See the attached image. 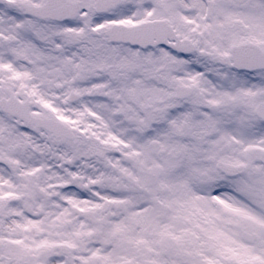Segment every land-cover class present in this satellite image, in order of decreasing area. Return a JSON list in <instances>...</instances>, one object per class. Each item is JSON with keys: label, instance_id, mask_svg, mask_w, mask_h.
I'll list each match as a JSON object with an SVG mask.
<instances>
[{"label": "snow or ice", "instance_id": "obj_1", "mask_svg": "<svg viewBox=\"0 0 264 264\" xmlns=\"http://www.w3.org/2000/svg\"><path fill=\"white\" fill-rule=\"evenodd\" d=\"M0 264H264V0H0Z\"/></svg>", "mask_w": 264, "mask_h": 264}]
</instances>
